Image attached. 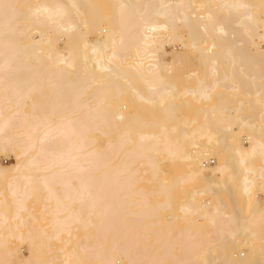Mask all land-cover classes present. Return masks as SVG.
Wrapping results in <instances>:
<instances>
[{
    "label": "bare ground",
    "instance_id": "6f19581e",
    "mask_svg": "<svg viewBox=\"0 0 264 264\" xmlns=\"http://www.w3.org/2000/svg\"><path fill=\"white\" fill-rule=\"evenodd\" d=\"M0 264H264V0H0Z\"/></svg>",
    "mask_w": 264,
    "mask_h": 264
},
{
    "label": "rangeland",
    "instance_id": "374dc122",
    "mask_svg": "<svg viewBox=\"0 0 264 264\" xmlns=\"http://www.w3.org/2000/svg\"><path fill=\"white\" fill-rule=\"evenodd\" d=\"M100 143H102V141L100 142ZM1 159H3V161H5V162H3V163H5V164H7V163H10L11 162V160H10V158H5L4 156L3 157H1ZM9 159V160H8ZM213 164V163H212ZM170 166H172V165H170ZM169 166V167H170ZM168 167V166H167ZM173 167V166H172ZM172 167H171V169H172ZM174 168V167H173ZM174 171H175V169H174ZM171 173V172H170ZM206 199V201H209V198L207 197V198H205Z\"/></svg>",
    "mask_w": 264,
    "mask_h": 264
}]
</instances>
